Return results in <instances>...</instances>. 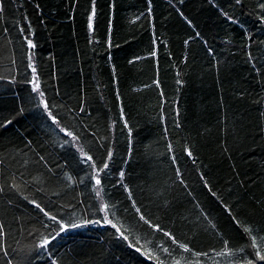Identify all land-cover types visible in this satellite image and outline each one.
Listing matches in <instances>:
<instances>
[{
  "label": "trees",
  "instance_id": "trees-1",
  "mask_svg": "<svg viewBox=\"0 0 264 264\" xmlns=\"http://www.w3.org/2000/svg\"><path fill=\"white\" fill-rule=\"evenodd\" d=\"M257 252L264 0H0V264Z\"/></svg>",
  "mask_w": 264,
  "mask_h": 264
},
{
  "label": "snow or ice",
  "instance_id": "snow-or-ice-1",
  "mask_svg": "<svg viewBox=\"0 0 264 264\" xmlns=\"http://www.w3.org/2000/svg\"><path fill=\"white\" fill-rule=\"evenodd\" d=\"M237 2H239V0H237ZM29 46H33V47H34V45L31 44V41H29ZM33 91H34V92H37L38 95H40L41 97L43 96V93L39 91V87H38V85H37L36 87H34ZM41 103L43 104V107L45 108V110H48L49 105H48L46 102H44V101H41ZM49 115L51 116V113H49ZM53 122H54V123H57V124L59 123V121H56L55 118H53ZM66 135H68V136H72V133L68 132V133H66ZM189 155H191V153H189ZM108 157L111 158V153L108 154ZM87 159H88V160H91L92 158H91L90 156H88ZM107 168H108V164L105 163V164L103 165V168L101 169V171H103L104 169H107ZM121 175H123V174H121ZM96 184H97V185H100V184H101V180H100L99 178L96 179ZM100 194H101V193H100V191L98 190V191H97V196H100ZM36 207L39 208L40 206L37 204ZM41 211H43V209H41ZM45 215H48V214L45 213ZM51 219H52L54 222L56 221V218H55V217H51ZM141 219H144L143 216H141ZM146 222H147V221H146ZM245 230L248 231V229H245ZM165 235H168V233H165ZM122 238L125 239V240L128 239L127 236H122ZM47 244H48V241L46 240V241H44V244L42 245V247L46 246ZM180 247L184 248L185 251H188V249H187L184 245H180ZM136 250H137V251H141V249H140L139 247H137ZM257 256L259 257L260 260H264V255H261L260 252H257ZM149 258H151V257H149ZM248 264H252V262H251V261H248Z\"/></svg>",
  "mask_w": 264,
  "mask_h": 264
},
{
  "label": "crops",
  "instance_id": "crops-1",
  "mask_svg": "<svg viewBox=\"0 0 264 264\" xmlns=\"http://www.w3.org/2000/svg\"><path fill=\"white\" fill-rule=\"evenodd\" d=\"M146 258V257H145Z\"/></svg>",
  "mask_w": 264,
  "mask_h": 264
}]
</instances>
